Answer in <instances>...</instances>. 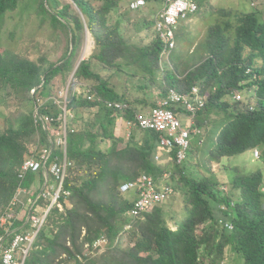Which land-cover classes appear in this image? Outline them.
Returning a JSON list of instances; mask_svg holds the SVG:
<instances>
[{
    "label": "trees",
    "instance_id": "1",
    "mask_svg": "<svg viewBox=\"0 0 264 264\" xmlns=\"http://www.w3.org/2000/svg\"><path fill=\"white\" fill-rule=\"evenodd\" d=\"M198 1L201 6L205 2ZM72 2L84 20L79 13H72L69 2L0 0V30L7 15L17 11L27 18L34 16L42 26L60 28L64 34V50L55 61L43 55L37 61L21 54H11L9 60L0 58V84H8L10 92L22 103L14 117L5 119L7 125L0 132V214L17 186L28 187L35 179L39 180L38 184L42 183V171H28L22 178L18 171L25 159L38 157L41 147L48 149L49 139L54 143L62 132L61 120L55 119L44 129L35 123L34 112L37 108L40 114L54 117L62 114L53 98L49 99L58 98L57 93L51 92V81L54 76L72 69L82 46L84 24L95 49L88 58L80 60L73 72L75 78L93 81L83 85L90 87L89 94L94 97L90 100L83 93H72L66 101V157L70 165L62 189L69 194L62 193L58 199L64 211L56 206L51 209L24 264H52L53 261L70 264L71 260L78 264H225L226 259L234 264H264V194L260 191L264 184L263 170L231 174L230 192L221 190L217 173L209 167H206L209 173L206 176L186 172L183 165L191 156V147L186 160L179 164L175 160V148L158 144L157 132L140 130L138 140L133 135L128 141L116 137L110 129L115 111L103 102H127L130 109L119 114L132 120L138 103L144 101L131 98L127 84L119 90L112 76L137 77V90L153 87L159 97H164L168 88L190 94L192 87L198 86L205 104L193 117L200 133L192 137L191 143H204L199 153L194 151L196 159L205 161L206 157L223 170L231 157L256 148L264 162V11L233 12V17L229 10L219 11L217 16L212 14L213 17L204 19L203 37L197 33L184 38L182 33L189 22L180 20L175 28L179 49L174 50L170 63L160 71L163 40L155 29V13L150 19L143 17L134 24L140 42L141 38H149L143 44L128 42L122 36L121 20H115L112 25L108 23L110 11L120 8L119 0H104L100 5L90 0ZM128 7L129 3L125 9L131 10ZM182 38L185 42L180 47ZM119 59L131 67L130 73ZM93 61L111 70L106 79L92 70ZM157 79L161 84L154 87ZM235 90L244 94L243 101L232 98ZM95 107L90 125H97V131L73 127L81 109L84 119V111ZM173 110L190 122L188 110L180 106ZM208 132L213 133V145L203 140ZM37 134L38 146L31 152L27 144L35 142L31 138ZM107 140L112 143L109 147H98V141ZM120 142L122 147H117ZM156 156L157 160L160 156V161ZM61 157L59 147L54 146L49 165ZM141 173L150 175L157 187L162 186L158 179L165 180L166 176L165 186H171L173 193L152 210L133 216L130 209L134 195L128 197L119 186ZM178 190L183 204L174 208ZM66 199L71 202L70 206L65 205ZM184 213V219L180 220ZM169 220L174 229L168 225ZM22 222L17 220L15 224ZM227 223L232 225L231 229L225 226ZM121 231L127 232L125 248H121ZM100 238L106 240L107 250L96 256L86 253L88 249L98 250L100 246L95 247L94 243ZM201 247L208 258L199 256Z\"/></svg>",
    "mask_w": 264,
    "mask_h": 264
},
{
    "label": "built area",
    "instance_id": "2",
    "mask_svg": "<svg viewBox=\"0 0 264 264\" xmlns=\"http://www.w3.org/2000/svg\"><path fill=\"white\" fill-rule=\"evenodd\" d=\"M144 3L145 0H132L129 3V9L136 10L142 7ZM198 9L199 6L196 0L164 1V6L155 15V29L163 40L160 62L168 61L169 53L176 46V25L180 20L187 18ZM84 90L87 92V98L92 99V95L88 94L89 89L85 87ZM66 97L67 94L61 93L58 98H53V102L58 104L62 110V114L58 117L50 114H40L38 109L35 108V123H40L46 129L47 125L55 119L62 120V132L56 137L54 143L49 139L51 144L48 149H43L38 157L32 156L25 159L20 166L18 171L20 178L28 171H42L44 182L43 184H37L36 187L32 185L28 187L17 186L12 198L0 214V264L25 263L28 251L43 227L46 216L54 206L61 207L58 199L62 193L69 194L68 191L62 189L67 174V166L70 165V161L66 157ZM232 98L243 101L245 96L240 91L235 90L232 92ZM103 102L107 108L115 112L130 109L127 102ZM204 104L205 98L200 95L198 86H193L190 94H183L174 88H168L166 95L158 98L154 106L147 110H135L133 119H128L127 124L140 130H149L160 134L158 144L165 148H175V160L176 163L180 164L187 158L192 137L200 133V129L194 124L193 117ZM179 106L190 113L191 120L188 125H184L173 110V108ZM54 146L59 147L62 157L60 159L56 158L49 165ZM253 154L255 157H259L257 149H254ZM50 178L55 182L54 187L48 184ZM119 190L122 193H133V205L130 209L133 216L152 210L155 205L166 201L173 193L171 186L157 187L153 178L146 173L140 174L135 179L121 182ZM46 200L47 203H44ZM17 220L23 222L15 224ZM225 226L228 229L232 228V225L228 223ZM105 242L104 238H100L94 243V246H101ZM78 260H81L80 256H78ZM70 264L78 263L76 260H71Z\"/></svg>",
    "mask_w": 264,
    "mask_h": 264
},
{
    "label": "rangeland",
    "instance_id": "3",
    "mask_svg": "<svg viewBox=\"0 0 264 264\" xmlns=\"http://www.w3.org/2000/svg\"><path fill=\"white\" fill-rule=\"evenodd\" d=\"M62 3H70L71 4V11L73 14L79 13L82 20H84V16L82 15L81 11L76 7V5L72 2V0H59ZM94 5H100L101 2L103 3L104 0H90ZM132 0H119L118 6L120 8H117L118 11L112 10L110 11L108 15V23L112 25L115 20L119 19L120 22V33L122 36L128 41V42H136V43H147L149 38H141L135 34V28L134 24L141 20L143 17H146L147 19H150V16L157 11L161 9L163 6V2H159V0H149L146 1L142 7L138 8L137 10H126L125 8L128 6V3H130ZM197 1V0H196ZM200 1V0H199ZM198 1V2H199ZM205 1L202 6L201 2L199 3L200 8L198 9V12L195 14H192L190 17L181 20L182 22L188 23L186 26L187 30L183 31V37H191V34H200V37H203L205 33V29L203 26L204 19H208L210 15H216L219 11H227L230 12V17H233L235 13L239 12H246V11H264V0H203ZM221 12V13H222ZM201 13V14H200ZM198 15V16H197ZM212 15V17H213ZM139 25V24H138ZM137 25V26H138ZM62 33V34H61ZM83 40H82V46L80 51L78 50V55L73 63V67L70 71H66L62 74L56 75L53 77L51 81V92L57 93L60 95L61 93L67 94L69 96L70 94L74 93L75 95H81L79 94L82 90L83 84H89L93 81H86L85 79H79L74 77V68L76 67V64L79 60L88 58L92 53L95 52L94 49V41L89 33L88 29L84 30ZM142 36V34H140ZM181 35V33H180ZM64 34L61 32V29H53L49 26H42L39 24V21L35 20L34 16L31 18H27L25 14L20 15L17 11L11 12L7 15L4 23L1 26L0 30V58L4 60H9L11 54H21L22 56H26L34 61H37L40 56H45L53 61H55L58 57L62 55V51L64 50ZM182 38L180 41L182 42L180 47L184 46L185 39ZM179 49V44L174 49L175 51ZM171 52L170 57H172L173 53L175 51ZM164 62V61H163ZM47 64L45 65V67ZM123 67L125 71H128L131 67L125 66L123 64ZM165 67V64L162 65V68ZM92 70L94 72L99 73L103 78L106 79V75L110 73L111 70L104 69L100 64H96L95 61L92 62ZM113 81L117 83L118 88L122 89L127 84L128 87V95L131 98L138 97L143 98L144 101L142 103H138V109L141 110H147L150 105L154 102L153 96L156 95L153 94L154 88L151 87L145 91H139L135 88V85L138 84L139 80H137V77H128L126 75V78L118 77V76H112ZM159 79L155 80V85L161 84ZM80 84V85H79ZM157 87V86H156ZM153 88V89H152ZM11 89L8 86V84L2 85L0 84V132L4 130L6 127V118L7 117H14L18 111H20V107H22V103L19 102L20 100L18 98H15V95L10 92ZM150 94V95H149ZM55 98V97H51ZM97 108H91L84 111L83 117L87 121L81 118L82 116V109L78 115L74 119L73 127L76 129H80L82 127H85L86 129H90L92 131H97L98 126L95 127L90 125V121L94 119V113L96 112ZM181 121L185 122L186 119L184 118V115H180ZM121 120L115 121V124L110 129L113 133H116L118 135L117 137H124L126 136L125 129L121 128ZM124 131V132H123ZM134 133V131H133ZM211 132H208L207 135H203V140H206L207 145H213V137ZM38 137L37 134L36 137H32L31 139H36L35 142L28 143L27 147L28 150L33 152L35 150V147L38 146ZM128 137V136H127ZM125 138V137H124ZM124 140V139H123ZM123 143V141H122ZM122 143H117V147H122ZM204 143V142H203ZM203 143L201 145H203ZM111 140H107V142H99L98 141V147L105 148L109 147L111 145ZM201 145L197 143L196 141L191 143V156L192 159L189 158V160L183 165L184 169L187 173L192 175H203L206 176L209 173L206 170V167H209L210 171L213 173H217V179L220 183L221 190H226L227 192H230V185L229 182L232 179V177L235 174H244L245 172H253L258 169H262L264 172V162L261 161L259 157H255L253 154V150H247L241 154H237L233 157H231V160L227 163L226 169H220L217 164H215L213 161L209 162L207 161L205 157V161L203 159L197 160L195 155V150H197L199 153V149H201ZM45 149V147H43ZM41 147V151L43 150ZM259 150V149H258ZM260 152V151H259ZM157 160V159H156ZM155 160V161H156ZM160 161V156L159 160ZM199 162V164H197ZM207 164V165H205ZM231 174L233 175L231 177ZM52 179V178H50ZM49 179V180H50ZM163 179V178H162ZM160 180L159 183L161 185H165L164 181H167L168 178L164 176L165 180ZM169 182V181H168ZM260 191L264 194V184L260 187ZM131 193V192H130ZM133 194V193H132ZM126 195V194H125ZM128 197H132L131 194H127ZM170 198V197H169ZM182 193L178 190L176 192V198L174 199V208L177 206H182ZM65 205L70 206L71 202L67 199L65 200ZM64 206L58 207L60 211H64ZM178 210V209H177ZM22 212V211H21ZM23 213V212H22ZM184 213L180 220H183L185 217ZM168 225L171 226L172 229L175 228L174 225H172L171 220L168 221ZM128 237L126 231L120 232V243L121 248H125L128 245ZM108 244H102L98 250L97 248L93 250H85L86 253H89L91 255H98L104 251H106V247ZM97 251V252H96ZM95 252V253H94ZM93 253V254H92ZM225 255L228 256L229 252L228 250L225 252ZM199 256L201 258H208L206 255V251L203 247L199 248ZM225 264H234L229 259H226L223 261ZM54 264V261L53 263ZM57 264V263H55Z\"/></svg>",
    "mask_w": 264,
    "mask_h": 264
},
{
    "label": "crops",
    "instance_id": "4",
    "mask_svg": "<svg viewBox=\"0 0 264 264\" xmlns=\"http://www.w3.org/2000/svg\"><path fill=\"white\" fill-rule=\"evenodd\" d=\"M129 8V7H128ZM158 12V11H157ZM156 12V13H157ZM161 60V59H160ZM118 62L119 63H121L122 64V67H123V64H124V61L123 60H121V59H119L118 60ZM163 64H165L164 62H160V71H162L163 70V68H162V65ZM126 66V65H125ZM124 68V67H123ZM159 75H160V72H159ZM160 82V81H159ZM86 88H88L89 90H90V87H87V85H86ZM119 90H121V89H119ZM90 92V91H89ZM89 92H88V94H89ZM80 93H83V96H85V95H87V92L84 90V88H82V90L80 91ZM79 93V94H80ZM154 94L156 93V95L155 96H153V98L155 97V103H156V99H158V98H160L158 95H157V91L156 90H154V92H153ZM93 97H94V95H93ZM90 100H92V99H90ZM106 101H109V100H106ZM124 102V101H123ZM155 105V104H154ZM154 105H150L151 107L152 106H154ZM151 107H149V108H151ZM138 110H141V109H138ZM119 113H121V112H114L113 113V115H114V124H115V121H117L118 122V120H121L120 122H121V128H123V127H125V128H123V130L125 131V133H126V136L124 135V137H119V138H122V139H124L125 141L127 140H130V138L132 137V135L133 136H135V140H138L139 138H140V136H141V134H142V132H140V129H138V128H136L135 126H130V125H128L127 124V121L128 120H126L125 118H123ZM181 115V114H180ZM180 118V117H179ZM183 122V121H182ZM119 123V122H118ZM183 124L184 125H188V122L187 121H185V122H183ZM123 131V132H124ZM133 131H134V133H133ZM137 131H139V132H137ZM114 135L117 137L118 135H116V133H114ZM128 136V137H127ZM139 141H141V140H139ZM191 142H192V140H191ZM38 182H39V180H37V179H35L34 180V182L32 183V185H33V187H36L37 186V184H38ZM41 182H42V184H43V182H44V175H43V180H41ZM48 184L49 185H51V187H54L55 186V182L53 181V179H50L49 181H48ZM31 186V185H30ZM47 202V200L44 202V203H46ZM20 220V219H19ZM22 220H24V219H22Z\"/></svg>",
    "mask_w": 264,
    "mask_h": 264
},
{
    "label": "clouds",
    "instance_id": "5",
    "mask_svg": "<svg viewBox=\"0 0 264 264\" xmlns=\"http://www.w3.org/2000/svg\"><path fill=\"white\" fill-rule=\"evenodd\" d=\"M163 6H164V4H163ZM163 6H162V7H163ZM198 6H199V4H198ZM162 7H161V9H162ZM161 9H160V10H161ZM160 10H159V11H160ZM159 11H158V12H159ZM155 15H156V13H155ZM85 28L87 29L86 25L84 24V29H85ZM176 46H177V42H176ZM176 46H175V47H176ZM175 47H174V49H175ZM174 49H173V50H174ZM173 50H172V51H173ZM172 51H171V52H172ZM171 52L169 53V60H168V61H164L165 64L170 63V55H171ZM79 62H80V60L78 61V63H79ZM78 63H77V65H78ZM76 67H77V66H76ZM76 67L74 68V71H75ZM74 71H73V72H74ZM82 87L85 88L84 85H82ZM33 91H34V90H33ZM33 91H32V92H33ZM67 97H68V96H67ZM67 97H66V101H67ZM92 98H93V96H92ZM87 99H88V98H87ZM65 110H66V107H65ZM66 118H67V117H65V129H66ZM61 121H62V120H61ZM182 123H183V122H182ZM254 149H256V148H254ZM254 149H252V150L254 151ZM257 150H258V149H257ZM258 151H259V150H258ZM259 155H260V154H259ZM156 159H157V156H156ZM141 174H142V173H141ZM138 176H139V175H138ZM138 176H137V177H138ZM149 176H150V175H149ZM162 186H163V185H162ZM126 194H129V193H126ZM130 194H131V193H130ZM46 203H47V202H46ZM56 207H58V206H56Z\"/></svg>",
    "mask_w": 264,
    "mask_h": 264
},
{
    "label": "water",
    "instance_id": "6",
    "mask_svg": "<svg viewBox=\"0 0 264 264\" xmlns=\"http://www.w3.org/2000/svg\"><path fill=\"white\" fill-rule=\"evenodd\" d=\"M87 30V29H86ZM76 66H77V64H76Z\"/></svg>",
    "mask_w": 264,
    "mask_h": 264
}]
</instances>
